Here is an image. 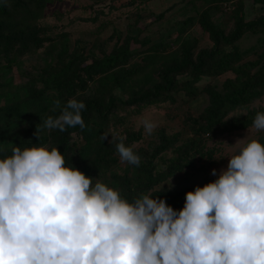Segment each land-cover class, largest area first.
Here are the masks:
<instances>
[{"label":"trees","instance_id":"16d2710c","mask_svg":"<svg viewBox=\"0 0 264 264\" xmlns=\"http://www.w3.org/2000/svg\"><path fill=\"white\" fill-rule=\"evenodd\" d=\"M52 1L0 0V100H3L0 149L10 154L8 150L12 146L24 147L30 143L56 146L66 164L93 177V182L100 180L117 189L129 201L141 193H151L179 210L186 191L215 179L206 175L199 184L194 181L196 174L205 172L208 165L216 162L215 150L206 146L208 138L215 134L228 112L246 107L264 95V43L253 58L224 49L245 32L264 31V16L244 23L242 14H238L236 29L225 34L211 20L210 7L238 3L239 8L241 0H210L215 6L198 11L197 22L213 42L211 48L195 52L197 38L183 27L170 40L161 37L139 40L136 35H128L120 45L90 61L84 56L83 43L69 50L65 34L60 33L57 40L60 44L47 46L44 66L38 67L34 74H26V80L15 83L8 74L11 68H20L24 55L45 47V42L51 40L38 21ZM91 1L93 6L113 0ZM135 1L149 0H130ZM253 1L264 6V0ZM133 44L147 46L138 50ZM226 72L233 76L222 82L221 89L210 85L204 88L207 105L198 120H193L192 137L174 147V140L162 133L149 149L133 150L140 157L138 166L127 162L123 168L119 166L115 142L107 136L108 129L125 118L118 115L119 110L170 100L175 91L193 97L198 93L195 83L201 76ZM182 75L189 78L177 80ZM72 97L85 105L81 110L84 127H66L63 132L44 129L46 117L59 114L54 101L58 100L62 107ZM257 111H264V106L252 109V114L242 118L239 126L245 128L252 123ZM139 137L138 133L127 134L123 143L128 146ZM256 139L264 143V134ZM170 148L176 150V155L162 170L156 159ZM170 177L171 188L158 187Z\"/></svg>","mask_w":264,"mask_h":264},{"label":"clouds","instance_id":"9594fccd","mask_svg":"<svg viewBox=\"0 0 264 264\" xmlns=\"http://www.w3.org/2000/svg\"><path fill=\"white\" fill-rule=\"evenodd\" d=\"M54 104L44 129L84 127L82 101ZM252 128L264 131V111ZM110 136L120 161L138 166L124 137ZM231 145L226 168L186 191L179 210L151 193L129 201L56 146L0 149V264H264V143L245 135Z\"/></svg>","mask_w":264,"mask_h":264},{"label":"rangeland","instance_id":"374dc122","mask_svg":"<svg viewBox=\"0 0 264 264\" xmlns=\"http://www.w3.org/2000/svg\"><path fill=\"white\" fill-rule=\"evenodd\" d=\"M91 0H53L48 3L43 18L38 21L40 26L46 28L51 40L45 42V47L37 49L22 57L21 67L13 66L8 73L14 82L26 80V74H34L38 67H43L47 56L49 43H58L59 34H65L69 50L78 43L84 44V56L87 61L108 53L113 46L120 45L128 35H136L139 40L145 37L156 39L161 37L170 40L178 31L183 30L197 38L195 52L202 48H211L213 42L209 35L202 30L197 22V12L204 7L213 5L210 0H149L145 3L130 0H113L100 5L91 4ZM215 6V5H213ZM233 6L210 7L211 20L225 33L231 34L237 27L238 14H242L243 22L255 20L264 16V6L253 0H241ZM241 9V12H240ZM61 39V38H60ZM264 31L245 32L232 45L224 47L227 51L236 50L243 57H255L256 51L262 49ZM138 50H145L146 46L133 44ZM56 52V51H55ZM141 55H138V57ZM136 58V57H134ZM133 58V59H134ZM139 60V59H138ZM231 72L217 76H201L195 83L197 94L188 97L183 91H175L170 100L150 104L133 105L126 111H120L119 116H125L123 122L113 124L107 131L111 139L112 132L123 136L138 133L140 137L129 143L133 150L150 148L160 139V134L174 140V147L192 137L193 120H198L200 113L207 105V94L204 88L208 85L221 89L222 82L232 77ZM186 75L179 76L177 80L187 79ZM3 100H0V104ZM264 106V95L246 107L231 110L222 120L221 126L215 134L208 138L206 146L213 148L215 164L208 165L205 172L195 175V183H200L206 175H212V169L218 173L227 166V157L232 143L237 139L246 137L258 138L264 131H256L252 123L247 127L239 126L240 120L249 117L252 109ZM243 113V114H241ZM229 117V118H228ZM227 118V119H226ZM147 119L155 124L151 134H147L141 121ZM176 155L174 148L167 149L158 161L159 168L164 170L169 159ZM120 160V158H118ZM125 162L120 161L123 168ZM166 182V181H165ZM163 182V183H165ZM162 185H167L163 184ZM161 184L158 187L162 186ZM157 187V188H158Z\"/></svg>","mask_w":264,"mask_h":264},{"label":"built area","instance_id":"2783aa9c","mask_svg":"<svg viewBox=\"0 0 264 264\" xmlns=\"http://www.w3.org/2000/svg\"><path fill=\"white\" fill-rule=\"evenodd\" d=\"M225 5V4H224Z\"/></svg>","mask_w":264,"mask_h":264}]
</instances>
